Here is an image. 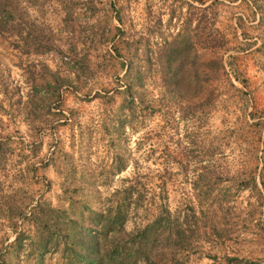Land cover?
<instances>
[{
    "label": "rangeland",
    "instance_id": "374dc122",
    "mask_svg": "<svg viewBox=\"0 0 264 264\" xmlns=\"http://www.w3.org/2000/svg\"><path fill=\"white\" fill-rule=\"evenodd\" d=\"M29 1L27 34L56 42L0 35V264H86L129 187L127 232L165 205L186 264H264V0ZM207 6L225 70L198 59L166 90L162 48L185 29L204 45Z\"/></svg>",
    "mask_w": 264,
    "mask_h": 264
},
{
    "label": "trees",
    "instance_id": "16d2710c",
    "mask_svg": "<svg viewBox=\"0 0 264 264\" xmlns=\"http://www.w3.org/2000/svg\"><path fill=\"white\" fill-rule=\"evenodd\" d=\"M24 4H32L29 0H0V35L14 42L12 45H55L54 30L49 27L50 39L43 41L32 34H27V23H22L24 17H29ZM256 10L258 9L255 2ZM203 6H205L203 4ZM204 21L205 43L197 45L195 37L188 29L179 32L171 42H166L162 48L163 58L155 65L159 78L166 90L180 89L186 83L187 65L195 67L198 59L204 60L205 76L218 74L225 70L224 55L226 45H217L216 35L219 33L216 24L211 19L212 7L200 10ZM198 13H190L189 23H193ZM30 26V23H29ZM24 27V28H23ZM36 28V25H33ZM216 39V40H215ZM41 52V51H40ZM74 64H77L76 62ZM139 197V195H138ZM134 199L132 187L113 195L108 210L95 215V234H88L86 243H80L87 255L79 256L86 264H186L187 247H175L170 237L172 222L170 211L161 205L158 214L142 228L127 232L125 225L129 212L136 208L140 200ZM136 200V201H135ZM99 226V227H98ZM87 231H90L87 229ZM166 235L164 248L158 250L154 244L160 242L161 236ZM159 258V262H157Z\"/></svg>",
    "mask_w": 264,
    "mask_h": 264
}]
</instances>
